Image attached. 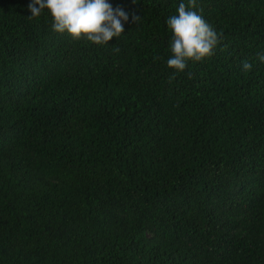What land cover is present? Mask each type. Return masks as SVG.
<instances>
[{
	"label": "trees",
	"instance_id": "1",
	"mask_svg": "<svg viewBox=\"0 0 264 264\" xmlns=\"http://www.w3.org/2000/svg\"><path fill=\"white\" fill-rule=\"evenodd\" d=\"M108 2L96 45L0 0V264H264V0H197L222 36L180 73L186 0Z\"/></svg>",
	"mask_w": 264,
	"mask_h": 264
},
{
	"label": "clouds",
	"instance_id": "2",
	"mask_svg": "<svg viewBox=\"0 0 264 264\" xmlns=\"http://www.w3.org/2000/svg\"><path fill=\"white\" fill-rule=\"evenodd\" d=\"M28 9V19L38 18L47 10L55 33H67L74 41L86 39L96 45H106L120 37L124 33L122 21H129V15L120 7L113 9L108 0H31ZM196 9L197 0H186L179 4L178 15L167 20L172 33V55L167 59V67L177 73L183 72L190 61L201 62L214 55L222 36ZM131 19L138 24L141 17L133 13ZM113 50L119 51L115 46ZM258 59L264 62V54H259ZM252 67L249 61L242 62L243 71H251Z\"/></svg>",
	"mask_w": 264,
	"mask_h": 264
}]
</instances>
